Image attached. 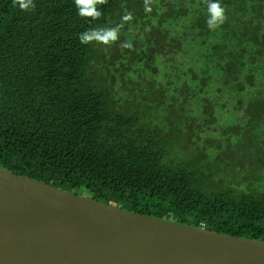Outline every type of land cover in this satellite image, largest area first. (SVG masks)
Listing matches in <instances>:
<instances>
[{"label":"trees","instance_id":"16d2710c","mask_svg":"<svg viewBox=\"0 0 264 264\" xmlns=\"http://www.w3.org/2000/svg\"><path fill=\"white\" fill-rule=\"evenodd\" d=\"M219 2L226 19L212 29L207 0H106L97 19L79 15L75 0H34L29 11L0 0V166L264 240V0ZM137 23L148 28L141 39ZM109 28L118 32L109 44L80 42L85 30ZM147 37L164 45L160 69L137 67Z\"/></svg>","mask_w":264,"mask_h":264},{"label":"water","instance_id":"95a60500","mask_svg":"<svg viewBox=\"0 0 264 264\" xmlns=\"http://www.w3.org/2000/svg\"><path fill=\"white\" fill-rule=\"evenodd\" d=\"M0 264H264V240L140 214L0 166Z\"/></svg>","mask_w":264,"mask_h":264},{"label":"clouds","instance_id":"9594fccd","mask_svg":"<svg viewBox=\"0 0 264 264\" xmlns=\"http://www.w3.org/2000/svg\"><path fill=\"white\" fill-rule=\"evenodd\" d=\"M106 3V0H75V4L79 10V15L97 19L101 12L97 9L98 4ZM14 5H18L20 9L29 11L35 8L34 0H13ZM209 18L207 24L209 28H216L226 19L225 9L221 6L219 0H207ZM118 37L115 28L109 29H90L80 34L81 43L87 44L93 41L100 43H111Z\"/></svg>","mask_w":264,"mask_h":264},{"label":"rangeland","instance_id":"374dc122","mask_svg":"<svg viewBox=\"0 0 264 264\" xmlns=\"http://www.w3.org/2000/svg\"><path fill=\"white\" fill-rule=\"evenodd\" d=\"M136 27L137 28H140V26H139V23H137V24H134V30L136 29ZM139 32V31H138ZM167 33V32H166ZM178 34H179V32H178ZM172 34H167L166 36H168V37H172L171 36ZM159 37V36H158ZM177 37H179V36H177ZM147 39H149V37H147V38H143V41H144V43H145V46H146V53H145V57H142V59H139L138 60V62H137V64H138V68H141V65H144V66H146V64H147V62H148V60H149V63H151V66H153L155 63L156 64H158L157 66H156V68H158V69H160V68H162L163 67V61L165 60V57H162L161 55H162V52H161V48L164 46V45H159L158 43L157 44H155L154 45V43L150 40V42H149V44H146V42H145V40H147ZM138 43L140 42V41H137ZM97 44V43H96ZM109 44V43H108ZM142 46H144L143 44H142ZM142 48H139V50H141ZM153 50V56H151L150 57V59H147V56H148V54H149V51H152ZM160 50V51H159ZM159 53V55L157 56V54ZM161 54V55H160ZM157 56V57H156ZM156 57V58H155ZM159 57V58H158ZM104 64H107V62L106 63H102V65L100 66V67H97V69H98V71H97V73L99 74V72H100V69L102 68V66L104 65ZM116 64L118 65L119 64V61H117L116 62ZM139 65H140V67H139ZM104 67V66H103ZM126 69H128L129 70V68H128V66H127V68ZM127 70V71H128ZM102 71V70H101ZM138 71H140V69L138 70ZM128 72H130V71H128ZM127 72V74H129V77L132 75V73L130 72V73H128ZM143 72V71H142ZM98 80L101 82V83H104L105 82V80H104V78H103V76H99L98 75ZM142 78H148V76H147V74L145 73L144 74V72H143V74H142V77L141 78H139V80H142ZM130 79V78H129ZM129 79H125L126 80V83H130L128 80ZM166 79V76L164 77V79H162V77H161V75H159L158 76V80H160V81H164ZM137 83V82H136ZM134 85L135 86H138L137 84H135V82H134ZM145 85V84H144ZM151 86L153 85L152 83L150 84ZM128 87V86H127ZM145 87H146V85H145ZM117 87H112V93H114V91H120V90H118V89H116ZM146 92V91H145ZM114 96H115V103H117L116 104V106H118V107H120L122 110H126L127 111V106L125 105V99H123L122 97L121 98H117V96H116V94H113ZM146 102H144L143 100H140V101H138L139 103H140V105L142 106V103H143V109L145 108V110H147L148 108L146 107L147 106V103H148V101H150V102H152V103H156L157 101H158V98H157V96L156 95H152V96H150L149 98L147 97L146 98ZM137 106L139 107V104H137ZM135 107V106H134ZM162 110H161V112L159 113V114H156V115H158V117L159 118H156L155 120L158 122L159 120H160V118H165L166 116L164 115V114H162ZM175 113V112H174ZM148 116H146L145 118L148 120V118H147ZM181 141H182V138H181Z\"/></svg>","mask_w":264,"mask_h":264},{"label":"flooded vegetation","instance_id":"af4514ba","mask_svg":"<svg viewBox=\"0 0 264 264\" xmlns=\"http://www.w3.org/2000/svg\"><path fill=\"white\" fill-rule=\"evenodd\" d=\"M139 26H140V28H137V31L135 32V37L136 38H140L141 39V35H143V34H141V30H142V28H144V29H147L148 30V28H147V26L145 25V23L143 24V23H139ZM139 31V32H138ZM152 34V33H151ZM137 41H138V39H136ZM144 47H146V46H144ZM146 51V50H145ZM146 53V52H145ZM147 59H148V57H147ZM148 63H149V60H148Z\"/></svg>","mask_w":264,"mask_h":264}]
</instances>
